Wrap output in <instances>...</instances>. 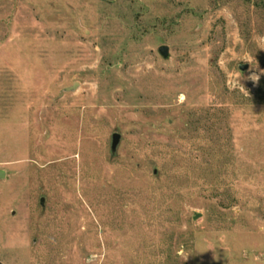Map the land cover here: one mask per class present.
<instances>
[{"label":"rangeland","instance_id":"374dc122","mask_svg":"<svg viewBox=\"0 0 264 264\" xmlns=\"http://www.w3.org/2000/svg\"><path fill=\"white\" fill-rule=\"evenodd\" d=\"M0 170V264H264V0H0Z\"/></svg>","mask_w":264,"mask_h":264},{"label":"water","instance_id":"95a60500","mask_svg":"<svg viewBox=\"0 0 264 264\" xmlns=\"http://www.w3.org/2000/svg\"><path fill=\"white\" fill-rule=\"evenodd\" d=\"M159 52L167 58L169 56V46L167 45H162L159 47ZM249 67V64H241L240 65V70L241 72H245L247 68ZM76 88V85L70 86L67 88V90H73ZM121 141V134L119 132H115L112 135V141H111V153L113 156L116 155L118 146ZM6 176V171L5 170H0V178H4ZM43 201V199H42ZM200 214L196 213L194 216V219L199 218Z\"/></svg>","mask_w":264,"mask_h":264}]
</instances>
